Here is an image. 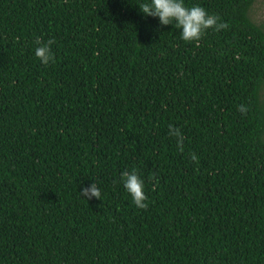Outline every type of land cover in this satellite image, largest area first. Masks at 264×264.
<instances>
[{"label":"trees","instance_id":"obj_1","mask_svg":"<svg viewBox=\"0 0 264 264\" xmlns=\"http://www.w3.org/2000/svg\"><path fill=\"white\" fill-rule=\"evenodd\" d=\"M257 1L185 0L227 27L184 41L141 0H0V264H264Z\"/></svg>","mask_w":264,"mask_h":264},{"label":"clouds","instance_id":"obj_2","mask_svg":"<svg viewBox=\"0 0 264 264\" xmlns=\"http://www.w3.org/2000/svg\"><path fill=\"white\" fill-rule=\"evenodd\" d=\"M140 11L145 16H151L158 19L159 25L174 24L180 30L181 39L184 41L198 40L204 31L208 28L219 30L227 27L224 23H218V17L210 15L206 9L199 5L186 6L185 0H141L138 4ZM35 56L44 65L54 62V56L51 50L52 41L41 43L37 41ZM243 111V108H241ZM170 134L180 137V130L169 126ZM182 141L178 140V143ZM196 159L195 154L192 156ZM121 181L126 192L131 196L133 203L138 208H145L146 193L143 178L135 170L124 171L121 175ZM81 193L89 200L99 199L101 196L97 184L92 182L90 185L82 186Z\"/></svg>","mask_w":264,"mask_h":264},{"label":"rangeland","instance_id":"obj_3","mask_svg":"<svg viewBox=\"0 0 264 264\" xmlns=\"http://www.w3.org/2000/svg\"><path fill=\"white\" fill-rule=\"evenodd\" d=\"M251 14L256 22L264 24V0H258L255 3Z\"/></svg>","mask_w":264,"mask_h":264}]
</instances>
